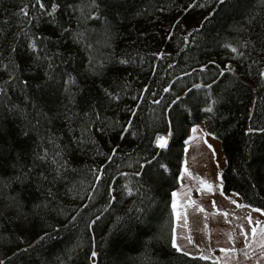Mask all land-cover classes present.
<instances>
[{
  "label": "trees",
  "instance_id": "trees-1",
  "mask_svg": "<svg viewBox=\"0 0 264 264\" xmlns=\"http://www.w3.org/2000/svg\"><path fill=\"white\" fill-rule=\"evenodd\" d=\"M201 122L264 209V0H0V264H173Z\"/></svg>",
  "mask_w": 264,
  "mask_h": 264
},
{
  "label": "rangeland",
  "instance_id": "rangeland-1",
  "mask_svg": "<svg viewBox=\"0 0 264 264\" xmlns=\"http://www.w3.org/2000/svg\"><path fill=\"white\" fill-rule=\"evenodd\" d=\"M166 141L167 135H161L157 144ZM225 164L208 123L191 126L180 182L172 192L173 264L189 259L191 264H264V209L223 191Z\"/></svg>",
  "mask_w": 264,
  "mask_h": 264
},
{
  "label": "snow or ice",
  "instance_id": "snow-or-ice-1",
  "mask_svg": "<svg viewBox=\"0 0 264 264\" xmlns=\"http://www.w3.org/2000/svg\"><path fill=\"white\" fill-rule=\"evenodd\" d=\"M218 3L223 4L226 2V0H217ZM163 147V145H161ZM254 231V230H253ZM94 255V254H93Z\"/></svg>",
  "mask_w": 264,
  "mask_h": 264
},
{
  "label": "water",
  "instance_id": "water-1",
  "mask_svg": "<svg viewBox=\"0 0 264 264\" xmlns=\"http://www.w3.org/2000/svg\"><path fill=\"white\" fill-rule=\"evenodd\" d=\"M169 140H170V134L167 135V141H166V143L164 145H167Z\"/></svg>",
  "mask_w": 264,
  "mask_h": 264
}]
</instances>
